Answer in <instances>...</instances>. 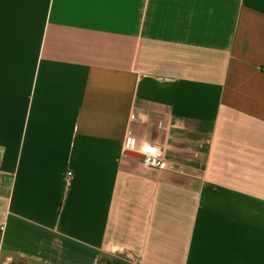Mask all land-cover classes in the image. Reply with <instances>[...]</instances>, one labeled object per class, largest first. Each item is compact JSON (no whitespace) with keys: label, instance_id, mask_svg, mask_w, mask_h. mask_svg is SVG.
Returning <instances> with one entry per match:
<instances>
[{"label":"crops","instance_id":"1","mask_svg":"<svg viewBox=\"0 0 264 264\" xmlns=\"http://www.w3.org/2000/svg\"><path fill=\"white\" fill-rule=\"evenodd\" d=\"M0 264H264V0H0Z\"/></svg>","mask_w":264,"mask_h":264},{"label":"built area","instance_id":"2","mask_svg":"<svg viewBox=\"0 0 264 264\" xmlns=\"http://www.w3.org/2000/svg\"><path fill=\"white\" fill-rule=\"evenodd\" d=\"M126 148L128 152L139 154L143 165L148 168L156 170L174 169V166L167 161L161 147L149 142H142L130 130L127 132ZM72 175V172L68 173V180L71 179Z\"/></svg>","mask_w":264,"mask_h":264},{"label":"water","instance_id":"3","mask_svg":"<svg viewBox=\"0 0 264 264\" xmlns=\"http://www.w3.org/2000/svg\"><path fill=\"white\" fill-rule=\"evenodd\" d=\"M130 155H132V156H136V157H141L139 154H137V153H133V152H128Z\"/></svg>","mask_w":264,"mask_h":264}]
</instances>
